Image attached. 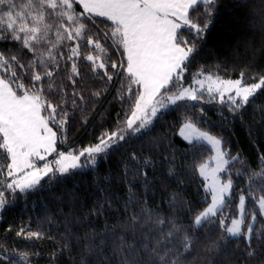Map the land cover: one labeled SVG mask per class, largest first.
<instances>
[{"label": "snow or ice", "instance_id": "1", "mask_svg": "<svg viewBox=\"0 0 264 264\" xmlns=\"http://www.w3.org/2000/svg\"><path fill=\"white\" fill-rule=\"evenodd\" d=\"M225 16L260 17L259 48L190 72ZM0 42L19 45L0 50V216L48 193L50 228L16 232L57 245L46 264H264V151L257 171L230 146L237 124L264 132V0H0ZM74 125L91 139L60 150ZM158 180L176 183L166 202ZM42 254L0 243V264Z\"/></svg>", "mask_w": 264, "mask_h": 264}, {"label": "trees", "instance_id": "2", "mask_svg": "<svg viewBox=\"0 0 264 264\" xmlns=\"http://www.w3.org/2000/svg\"><path fill=\"white\" fill-rule=\"evenodd\" d=\"M254 21V23H252ZM261 20L260 17H250L249 20H245L242 25H237L232 22L230 17L225 16L221 21H219L215 28L210 32L208 36L207 44L205 45V51L202 53V56H205V59H197L196 64L190 69V72H194L199 64H206L208 66H213L216 63L217 57L223 58L226 55L225 49L229 45H235L237 40H241L240 52L244 53V44L247 42L243 40V37H252L256 36V40L254 43V48H259L260 40L259 37L261 35ZM105 25H101L104 27ZM238 27H242L243 31H237ZM187 35V33H184ZM12 49L13 52H17L19 49L18 44H13L10 42H0V50ZM209 50H212L213 54H209ZM252 57V52L249 51L247 55H241V58L238 62V67L236 73L232 78H236L239 75V71L241 68L249 63ZM257 64L260 66L255 70L259 71L264 69V53H260L257 56ZM70 67V65H69ZM190 78V76H189ZM251 82V81H248ZM90 86L99 88L100 82L97 81L94 85L92 82H89ZM118 83V82H117ZM115 90L114 88L112 89ZM71 91V89H69ZM112 97L110 95H106L101 101L97 103L99 105H107V102L111 100ZM264 101L257 100L256 103H261ZM70 103V101H69ZM118 110V106H113V114ZM209 115L212 116V119L215 121V110L209 112ZM179 111L173 113L167 117L169 121H172L174 118H179ZM77 117L79 118V113H77ZM259 119V116H256V120ZM245 120L247 123H253V109L249 108L248 113L245 115ZM91 127V125H89ZM178 127V125H177ZM216 131H219L217 129ZM83 130L79 128L78 125H74L69 133V142L67 146L61 145L60 150H67V148L76 147L79 148L81 146V142L86 145L91 137H82ZM171 134V133H170ZM224 135L227 137L229 135L228 132H225ZM232 143L231 148L233 154L237 152V150H243V156L248 157L249 164L252 169L259 171L257 157L261 151H264V132L253 135V140L256 141L255 145L250 144L246 137V132L243 128L237 124L235 129V134L231 137ZM182 147V145H181ZM210 153H205V157ZM103 167H107L104 165ZM240 164L237 162L235 168H239ZM157 183L161 184V188L157 190V197L159 198L163 195L165 202L168 199V195L165 193H170L172 189L176 188L175 182L163 183L161 181H157ZM68 186H71V181H69ZM196 183L189 180L186 184V188L184 191V195L189 196L196 189ZM246 187V177L244 180L237 181L235 193L238 197L240 194L241 188ZM138 191L141 189L138 186ZM48 195L47 192H38L33 196H29L26 200L21 198L17 201L16 205L12 207L9 211H6L0 216V243H6L11 246V248H18L20 250L24 249H33V250H42V257L40 260L33 261V264H46V257L48 253L57 245H54L52 242L48 240L41 241H27L24 237H17L16 232L21 227H30L32 231H36L38 228H42V230L47 231L50 228V225L45 222L46 215L55 211V208L52 205H47L45 202H42L41 198L46 197ZM199 199V197H197ZM159 202V199H157ZM238 203V200L236 201ZM199 207H203L200 205ZM248 207L251 209L252 205L249 204ZM167 210V209H165ZM67 211V209H65ZM11 226V232H8L7 229ZM53 234H55L53 232Z\"/></svg>", "mask_w": 264, "mask_h": 264}, {"label": "rangeland", "instance_id": "3", "mask_svg": "<svg viewBox=\"0 0 264 264\" xmlns=\"http://www.w3.org/2000/svg\"><path fill=\"white\" fill-rule=\"evenodd\" d=\"M54 159V157H52Z\"/></svg>", "mask_w": 264, "mask_h": 264}]
</instances>
